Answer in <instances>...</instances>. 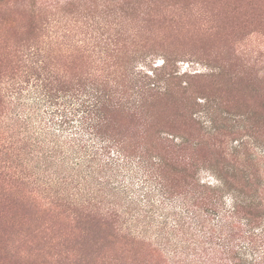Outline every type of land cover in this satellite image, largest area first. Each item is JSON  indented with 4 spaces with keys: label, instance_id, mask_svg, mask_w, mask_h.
<instances>
[{
    "label": "rangeland",
    "instance_id": "374dc122",
    "mask_svg": "<svg viewBox=\"0 0 264 264\" xmlns=\"http://www.w3.org/2000/svg\"><path fill=\"white\" fill-rule=\"evenodd\" d=\"M4 1L0 98L16 83L31 90L38 77L116 80L121 108L113 115L120 138L146 157L136 153L131 160L140 157L150 166L160 157L168 164L177 158L178 170L189 174L185 188L164 171L174 193L165 211H175L174 199L182 193L194 196L193 202L210 195L218 181L206 170L209 164L233 168L235 187L245 173L263 175L264 146L253 145L247 128L264 125V0ZM206 100L212 101L208 119L195 113V103ZM7 105L2 98L0 163L3 142L17 137L7 127L15 113ZM54 108L40 103L44 123ZM259 128L256 133L264 135V126ZM242 141H248L243 149L237 147ZM136 172H121L106 198L84 205L56 202L27 171L24 182L0 173V264H207L195 256L188 236L173 232L175 245L159 233L163 223L173 227L172 213L163 212L159 197L152 207L144 201L151 189ZM252 180L255 195L264 181ZM128 198L146 207V220L125 214ZM222 199L229 209L230 197ZM235 232L226 240L238 250L247 241ZM234 256L220 250L207 257L238 264Z\"/></svg>",
    "mask_w": 264,
    "mask_h": 264
},
{
    "label": "trees",
    "instance_id": "16d2710c",
    "mask_svg": "<svg viewBox=\"0 0 264 264\" xmlns=\"http://www.w3.org/2000/svg\"><path fill=\"white\" fill-rule=\"evenodd\" d=\"M2 1L0 3L6 2ZM18 84L7 88L2 97L6 98L11 113L15 110L9 116L7 127L18 137L14 140L10 137L3 142L5 155L0 163V173L4 177L24 182L22 176L27 171L30 177H37L34 184L49 193L56 202L84 205V202L106 198L105 193H108L121 172L132 171L134 167L136 173L142 175L143 183L151 189L145 193L144 201L152 207L153 199L159 197L157 204L161 205L163 212L172 213L173 227L167 230L168 223L158 227L159 233L165 238L173 237L176 245L179 240L175 239L174 234L181 232L188 236L186 240L194 247L195 256L204 259L207 264H218L207 256L220 250L234 253L238 264H264V185L255 188V195L251 194L255 185L252 179L260 176L264 181V173H258L257 176L256 173H245L243 185H238L247 188L245 191L232 185L231 182L237 178V174L232 172L233 168L219 162L216 165L209 164L206 170L218 181V185L210 190V195L199 194L193 202L194 196L188 197L189 192L182 193L181 196L185 194L183 197L174 199L177 201L175 211L167 212L165 207L169 206L167 202H170L174 193L170 191L164 171L172 172L185 188L189 174L185 168L178 170L177 158L168 164L162 157H155L157 160L150 166L140 157L137 163L131 160L136 153L144 159L146 157L144 151L130 150L127 142L120 138L121 133L113 115L121 108L117 100L116 80L83 78L61 82L54 76H45L38 77L31 90L28 85L25 88ZM152 85L155 86L152 82L143 83L148 88ZM60 93L63 95L58 96ZM43 101L55 107L47 124L39 114ZM211 102L195 103L198 106L195 113L200 112L208 119L212 113ZM263 126L247 128L251 132L247 137L261 150L264 135L256 131H260L259 127ZM247 145L248 141H242L237 147L243 149ZM22 149L28 150L24 151L26 157L20 156ZM233 149L239 152L236 147ZM191 190L196 195V183ZM109 195L113 196L112 193ZM227 195L232 200L229 209L225 208L222 199ZM144 208L137 203V198H128L124 211L134 216L133 220L139 217L144 220L146 215L143 214L147 212L142 210ZM146 226L152 225L147 223ZM233 230L239 236H244V243L247 241L238 250L233 246L228 247L230 245L226 240L228 233ZM186 240H181V243L188 242Z\"/></svg>",
    "mask_w": 264,
    "mask_h": 264
}]
</instances>
